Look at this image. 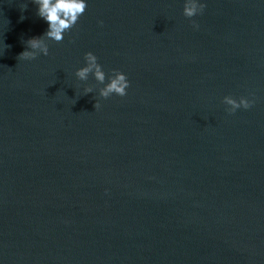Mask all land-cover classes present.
I'll use <instances>...</instances> for the list:
<instances>
[{
	"label": "water",
	"instance_id": "1",
	"mask_svg": "<svg viewBox=\"0 0 264 264\" xmlns=\"http://www.w3.org/2000/svg\"><path fill=\"white\" fill-rule=\"evenodd\" d=\"M185 2L87 0L23 60L48 24L0 0V264H264V0Z\"/></svg>",
	"mask_w": 264,
	"mask_h": 264
},
{
	"label": "clouds",
	"instance_id": "2",
	"mask_svg": "<svg viewBox=\"0 0 264 264\" xmlns=\"http://www.w3.org/2000/svg\"><path fill=\"white\" fill-rule=\"evenodd\" d=\"M38 6L37 14L44 19L48 24V29L40 37H33L27 40L26 50L19 54V58L23 60H34L40 54L47 56L49 54V46L47 40H53L57 43L64 40L65 33L70 32L76 24L79 22L80 17L87 10V0H33ZM27 5L23 9H26ZM206 8L205 3H201L200 0H186L184 6V16L191 19L198 14H202ZM103 24V21L100 22ZM194 27L199 25L193 21ZM86 66L79 68L75 75L81 81H87L90 74L94 75V78L104 84V87L100 89V96L104 99L109 98L113 94L120 97H124L128 94V89L131 86V81L123 71L113 69L112 75L109 77L103 70V66L98 62V57L91 51L85 54ZM93 88L88 87L86 93H92ZM223 103L229 107L226 109L229 114H234L238 109H250L255 101L246 97H240L239 99L233 96H225ZM95 110L101 107L99 102H96ZM107 191V190H106Z\"/></svg>",
	"mask_w": 264,
	"mask_h": 264
}]
</instances>
